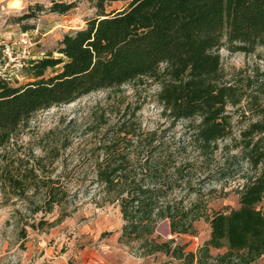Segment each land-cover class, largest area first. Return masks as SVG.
<instances>
[{
	"label": "trees",
	"instance_id": "16d2710c",
	"mask_svg": "<svg viewBox=\"0 0 264 264\" xmlns=\"http://www.w3.org/2000/svg\"><path fill=\"white\" fill-rule=\"evenodd\" d=\"M93 1L96 14L84 27L66 33L56 51L31 60L25 69L31 80L14 85L0 78V149L10 145L41 110L149 78L160 85L158 98L172 125L193 122L191 144L199 155L210 158L218 142L232 134L229 107L241 105L251 86L227 79L220 49L252 53L264 47V0ZM119 1L123 5L114 8ZM52 2L50 10L61 14L75 7V3ZM259 115L242 131L255 172L245 176L238 208L209 215L201 196L190 204L174 198L176 191L189 197L197 192L192 160L177 165L171 151L155 157L158 144L163 145L156 131L144 137L131 119L110 124L105 115L96 131L91 129L97 137L89 150L97 170L82 177L97 189L82 194L97 206L120 207L125 221L120 239L138 242L143 257L163 252L185 264H253L264 257V209L258 206L264 201V105ZM147 150L151 155L144 157ZM56 154L59 158L60 151ZM46 157L35 156L37 163L32 165L0 161L4 194L28 202L33 217L44 213L31 223L34 229L62 223L78 208L63 176L45 173ZM14 164L17 171L11 168ZM56 206L59 217L47 221L46 215ZM201 218L210 222L211 233L197 252L186 251L187 244L176 243L175 238L159 241L155 236L164 219L170 220L173 234H188ZM26 235L23 229L22 236ZM212 248L226 251L214 257Z\"/></svg>",
	"mask_w": 264,
	"mask_h": 264
},
{
	"label": "rangeland",
	"instance_id": "374dc122",
	"mask_svg": "<svg viewBox=\"0 0 264 264\" xmlns=\"http://www.w3.org/2000/svg\"><path fill=\"white\" fill-rule=\"evenodd\" d=\"M10 1H0V37L12 40L27 33L35 44L36 57L56 51L66 33L84 27L97 11L93 0H57L75 3V7L65 14L50 10L52 0H21L18 8H13ZM122 5L123 2L119 1L113 7L120 8ZM28 14L34 16L26 18ZM220 54L227 79L242 80L245 85L251 86L248 98L241 105L229 107L232 134L218 142V149L210 158L199 155L191 144L190 126L193 122L184 120L172 125L158 98L160 85L149 78L96 91L72 103L55 105L35 113L28 124L15 134L11 144L0 149V161H30L32 165L34 161L37 163L35 156L47 155L43 162L45 173L53 177L63 176L62 182L71 189L78 208L62 223L34 229L31 223L44 213L33 217L28 202L17 196L7 197L1 184L0 264H185L163 252L143 257L137 249L138 242L131 243L127 238L121 240L125 221L120 207L113 204L100 207L89 196L83 195L82 191L90 188L94 192L97 186L83 182L82 177L86 172L97 170L89 149L97 137L96 127L103 115L110 124L131 119L141 127L144 137L147 133L157 132L163 145L158 144L160 149L154 154L155 157L167 156L171 151L176 156L177 165L185 163V159L192 160L195 167L192 183L197 192L189 197L184 191H176L174 198H184L185 204H190L201 196L209 215L238 208L239 190L246 181L245 176L255 172L246 156V140L242 131L261 118L259 111L264 105V47L246 53L224 46ZM18 75L19 78L11 82L14 85L32 79L26 70ZM194 122L198 123L199 120ZM104 131L102 128L100 132ZM183 147H187L186 152L182 151ZM58 150L60 157L56 158ZM143 155L150 156V150ZM16 165L11 167L12 170L17 171L14 168ZM258 206L264 209V201ZM59 213L60 207L56 206L45 219L52 222L59 217ZM170 228L169 219L160 221L155 236L159 241L175 238L176 243L187 244L186 251L197 252L211 233L210 222L206 218L195 221L193 231L188 234H173ZM23 229L27 231L25 237L22 236ZM225 251L224 248H212L210 253L215 257ZM253 264H264V257Z\"/></svg>",
	"mask_w": 264,
	"mask_h": 264
},
{
	"label": "built area",
	"instance_id": "2783aa9c",
	"mask_svg": "<svg viewBox=\"0 0 264 264\" xmlns=\"http://www.w3.org/2000/svg\"><path fill=\"white\" fill-rule=\"evenodd\" d=\"M34 42L27 33L16 39L0 37V78L12 82L19 78L18 73L24 71L34 55Z\"/></svg>",
	"mask_w": 264,
	"mask_h": 264
},
{
	"label": "bare ground",
	"instance_id": "6f19581e",
	"mask_svg": "<svg viewBox=\"0 0 264 264\" xmlns=\"http://www.w3.org/2000/svg\"><path fill=\"white\" fill-rule=\"evenodd\" d=\"M21 4V0H11L10 1V5L13 7V8H18Z\"/></svg>",
	"mask_w": 264,
	"mask_h": 264
},
{
	"label": "crops",
	"instance_id": "0c3cea01",
	"mask_svg": "<svg viewBox=\"0 0 264 264\" xmlns=\"http://www.w3.org/2000/svg\"><path fill=\"white\" fill-rule=\"evenodd\" d=\"M169 230L171 231V228Z\"/></svg>",
	"mask_w": 264,
	"mask_h": 264
}]
</instances>
